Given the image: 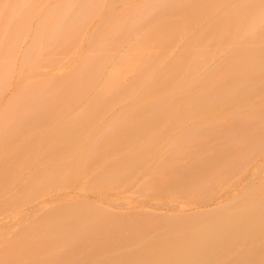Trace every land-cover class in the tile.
Segmentation results:
<instances>
[{
	"label": "bare ground",
	"instance_id": "1",
	"mask_svg": "<svg viewBox=\"0 0 264 264\" xmlns=\"http://www.w3.org/2000/svg\"><path fill=\"white\" fill-rule=\"evenodd\" d=\"M2 5L0 112L4 111V115L0 116V149L4 158L0 160V180L10 174L12 147L13 150L22 148L19 159L26 164L50 163L49 160L53 159L50 156L46 155L45 160L43 155L44 158H36L37 151L65 149L63 146L70 145L75 134L74 141H78V137L82 141L91 138L90 145L97 141L91 147L93 153L98 144L105 147L103 144L108 146L111 140L110 144L115 145L117 140L118 146H113L112 152L115 148L118 151L117 147H139L140 152L134 149L137 155L147 156L149 151L145 153L144 148L147 150L148 146L157 143L156 147L169 134V126H184L201 113L213 114L215 122L219 119L217 124L230 122L228 125L234 123L237 128L244 116L234 114V110L242 109L248 111L244 114L247 118L249 115L261 118V121L253 120L259 125L263 123L260 131L264 130V0H3ZM45 62L53 64L46 68ZM54 63L58 65L49 68ZM79 108L86 112L78 116L58 114L61 109L69 112V109ZM256 109L257 116L256 112L252 113ZM97 110H118L123 117L119 116L112 123H115L114 127L108 125L106 127L110 128H104L106 137H95L96 141H93L92 134L98 131L95 127L98 123L91 117L104 118L91 116ZM11 111H21L22 114L15 116ZM159 112H168V116L159 117L156 115ZM217 115H221L220 118H216ZM235 115L241 118L237 120ZM197 116L199 120L201 116ZM225 117L232 119L223 121ZM132 119L136 121L133 125L136 124L134 128L137 130L130 128ZM164 119H170L169 126L159 122ZM55 120L57 126L54 123V127L51 123ZM198 120L196 123L201 125ZM234 120L237 121L232 122ZM244 120L248 123V119ZM89 123L95 127V132ZM153 126L163 129L159 131ZM113 128H117L115 132ZM84 131L90 136H83ZM195 131L191 130L189 134L186 131L182 142L195 139L199 135ZM150 132L156 136L149 134L151 137L145 138V146H134L140 141L139 135ZM235 132L230 136L226 131L222 132L229 136L228 141L222 139L221 133L220 141L215 139L217 148L213 147L219 161L222 162L227 151L232 149L240 151L237 154L243 164L263 146L261 138L259 141L257 138L264 134L253 137L256 144L255 139L249 142L248 135H243L247 136L244 138L239 136L241 132ZM178 142L182 144L181 140ZM246 143L250 144L248 147L253 149L252 152ZM29 144L31 149H26ZM22 145L28 146L23 148ZM244 147L248 153L244 154ZM107 150L111 151L108 147ZM72 153L77 152H66L67 158H71ZM135 154L132 151L130 156H137ZM121 155L118 157L125 156ZM73 159H68L72 166L76 161ZM58 166L62 169L51 168V171L46 168L47 171L44 166L42 174L35 176L36 183L40 186H46L45 182L58 184L68 171L71 177L72 166L69 169L65 165V168ZM106 173L101 177L102 183H113L118 178L125 183L129 181L128 176H121L116 170ZM177 174L175 183L190 180L186 181L190 177L186 173L180 171ZM256 179L223 199L219 197L221 200L203 203L190 210L178 207L177 212L176 207L169 210L170 213H163L156 208L155 213L151 212L158 218L144 210L143 214L149 218L146 221L151 215L153 221L157 218V224L161 221L159 224L168 227L167 234L161 233L160 227L153 228V231L150 228L147 232L143 226L150 222L144 224L146 216L140 212L141 215L137 213V216L132 210L134 215L128 212L131 216L121 213L127 220L125 222L117 217L120 213L115 220L114 212L109 215L97 213L99 211L92 212L89 207L81 215L56 212L54 219V216H46L40 222L34 220L23 227L19 239L14 237L18 234L15 224L0 223V264H264V168L257 173ZM32 193L34 187H26L20 201ZM1 196L0 207L7 208L12 204L11 201L4 202L6 197ZM58 199H53V203L57 204ZM135 217L143 219L139 218V223ZM157 224L152 227H158ZM124 230L130 231L131 237H127L130 246L128 242L124 243L127 241ZM32 236H37L38 240H30Z\"/></svg>",
	"mask_w": 264,
	"mask_h": 264
},
{
	"label": "rangeland",
	"instance_id": "2",
	"mask_svg": "<svg viewBox=\"0 0 264 264\" xmlns=\"http://www.w3.org/2000/svg\"><path fill=\"white\" fill-rule=\"evenodd\" d=\"M2 4H3V0H0V5L3 6ZM6 13L7 12H5V14ZM62 62L63 61L61 60L60 63H62ZM56 63H58V62H56ZM46 64L47 63L45 62V65ZM48 64H47L46 68H48V66L52 65L53 63H50L49 65ZM43 65L44 64H42V66ZM56 65H58V64L50 66L49 68L53 69L52 67H56ZM60 65H62V64H60ZM44 66H43V68H44ZM262 103L263 102L261 101V104ZM256 105H259V103H257ZM255 108H257V107L255 106ZM82 109H80V110L69 109V112L64 110V109H61V110H58V114H62V116H65L64 114H67V115L72 114L70 116L83 115L86 112V110H82ZM257 109L259 111H261L260 108H257ZM257 109L252 112L253 115H254V112H256L255 113L256 116H257V113L259 114V112H257L258 111ZM236 110H234L235 111L234 114H236L238 116L240 114H242L244 116L243 121H241L242 125L240 123L237 124L238 125L237 128L234 125V123L231 125H228V124H230L229 121H228L229 122L228 124L224 123V122L217 124L219 119L217 122H215L216 121L215 116H212L213 114H207V113L197 114V115H200L201 117H203L202 120H204V121L200 120L201 117L199 119L202 122L201 125L196 123V121L198 120V117H199L196 114L195 115L197 116V118L194 115L195 116L194 120L192 119V120H190V122L188 121V123L185 122L186 124L184 126H183V124H180V126H177V128H171L169 126V123H167V122H169L170 119H166V121H165V119L162 121H159L160 123H162V122L163 123L165 122L164 124L167 123L169 126V131L171 133L170 132H168L169 134L166 133L167 135L165 134L166 136H164L161 141L157 140L160 142H158V145L156 147H155V144H157V143L154 142L155 144L153 143L154 145L148 146L147 150H145L146 148H144L145 153H148V151H149L147 156H144L142 154L137 155V153H136L137 150L135 151L134 149L137 148L139 152L141 149L139 147L133 148L132 146H131L132 148H130V146H128V147L125 146L127 149L125 147L123 149H121L122 147L121 148L117 147L118 151L120 150V152L116 151V148L114 149V152H112L113 146L115 147L118 144L117 140L115 141V143H116L115 145L110 144L112 142L111 140H110L111 142L110 141L108 142V146L106 143L103 144L104 146L106 145L105 147H101L102 143L100 144L101 146H99V144H98L99 147L95 145L97 148L95 147L94 149L95 150L97 149V151H94V153L92 152L93 149L91 147L94 143L97 142L95 137H99V136H102V137L105 136L106 137L104 128L108 129L110 127L111 128L114 127L115 123L114 124H112V123L114 121H116L119 116L123 117L122 113L117 112L118 110H114L116 112H114L113 110H107V111H102V110L98 111L97 110L91 114V116L93 115V117L94 116L104 117L103 119H100V118L96 119L95 117L94 118L91 117V119H93V121L96 122V124L98 123L95 126V127H97L98 131L96 133H94V135L92 134V137L95 138L92 140L93 141L95 140L96 142H93L92 145H90V143L92 141L89 143V139H91L89 137H88L89 138L88 140L84 139L83 140L84 142L82 140H80L79 137H78V141H74V140H76L75 139L76 134H75L73 141L71 140L72 143L70 142L71 144L67 143L70 145L63 146V148H65V149H62L60 147L61 149L59 148V150H56V148H55V150L54 149L53 150H43L42 152L39 149L37 151V153L39 152L38 156H37V153L35 154L36 158H38V157L42 158L43 156H45V158L43 157L45 160L46 155L50 156L51 158H53L52 159L53 161L49 160L50 163H48V161H47V163H46V161H44L45 163L43 162V164H39L38 163L39 161L36 160L38 162H36V163L33 162L30 164L27 162V164H26L23 161H21V159H19V158H21V154L19 152L22 151V150H20L22 148H20V149L17 148L18 149L17 150V149H15L16 146H14L15 150H13L12 149L13 147L11 145L10 148L11 147L12 148L10 149V155L13 158L10 161L11 171H10V174H8V176L7 175L5 177L3 176L4 179L1 178V180H0L1 181L0 184L3 183L2 185H0V189L2 187H5L4 189H1L3 192H1V190H0V196L3 193L2 195H4L7 198L6 199L4 196L3 197L1 196V198H5L4 202L7 203V202L11 201L12 204L10 203V206H8L7 208H5L6 206L4 208L0 207V223L1 224L2 223L3 224L4 223L5 224L11 223V226L13 224H15L16 225L15 226L16 227L15 232H17L18 234H17V236H14V237H16V239H19L20 236L22 235L23 227L27 226L30 222H32L34 220L40 222L46 216H50L51 218L54 216L53 217V219H54V218H56L55 217L56 212H59V213L60 212H66V213H69L70 215H72V214L77 215V214L82 213L84 210H87L89 207V209H91L92 212L93 211L94 212L99 211L97 213L103 212V213L108 214V215L113 214V212H114L113 215L115 218L120 213V216H122V218L120 216H117V217L125 221V219H123L124 218L123 214H121L124 212L127 214L126 215L124 213L126 216H131V215H129V213H132V212H135L134 214H136V216H137V213H139V212L142 213V215L146 216L145 214H143V212H145V211H146V213L150 212L152 215L156 216L155 214H153L151 212L154 209L156 210V208L160 209L163 213L164 212L170 213V211H172V209L176 208V207H177L175 209L176 211L178 210V207H179V209L181 208L182 210L183 209L184 210L185 209L190 210V209H192L198 205H202L203 203L204 204L205 203H211V202L213 203L214 200H221L226 195L230 194V192H233L234 190L245 187L250 182L254 181L257 177V173H260V171L264 168V135H262V137H258V138L256 137L257 140L261 138L260 140L263 142L262 143L263 146H260V149L257 152H255V154L252 153L250 155V156H252L254 154L253 158H249L246 162L244 161L243 164H240L238 154H237L240 151H238V150H237L238 152H235V151H232V149L230 151H227L226 149H224L227 151V153H226L227 157L222 162H221V160L220 161L218 160L219 158H216V157H218V155H216V152H215V148H217L215 139L219 140L220 137H222V135H223L222 139L227 140V138H229L230 134H232L235 130L238 133L241 132L240 133L241 135H239L241 137L246 138L247 136H243V135H248V138L250 139L248 141L250 142V141H252L253 137L257 136L258 134H259L258 136H260V134H264V130L260 131L263 128L261 126V124H263V123L260 122L261 123L260 125H259V123L257 124V122L261 118L258 119L257 117L254 118L252 116L254 119L257 118L256 120H258L255 123V121L253 120V118H251L250 115H249L250 117L248 116V118L245 117L247 115H244V114L245 113L247 114L248 111L243 112L242 109H238L242 112L240 113V111H239V113H236ZM243 110H245V109H243ZM3 112L4 111L0 112V116L4 115ZM11 112L14 115L15 114L16 115L22 114L21 111H20L21 113L17 112V111H11ZM166 113H168V112H165V114H164V112H162V113L159 112L156 115H158L159 117L160 116L164 117L165 115H167ZM221 114H222V112H221ZM234 114H232V115H234ZM250 114H251V112H250ZM262 114H264V113H262ZM214 115H216V114H214ZM223 115H224V113H223ZM223 115H222V117H224ZM229 115H230V113H229ZM232 115L229 117H232ZM236 115H235V117L238 118ZM169 116H170V113H169ZM220 116L221 115H217L216 118L217 117L220 118ZM225 116L227 117L226 114H225ZM226 117L224 118L225 120L221 119L220 122L222 120L227 121V119L228 120L230 119L229 117L228 118H226ZM239 118H241V117H239ZM239 118L237 120H239ZM245 118L248 119L247 120L248 123L245 122L246 121V120H244ZM83 119H85V118H83ZM250 119H252V121H254V122H252ZM159 120H161V119H159ZM237 120H234L232 122H235ZM240 120H242V119H240ZM79 121H77V122H79ZM84 121H86V120H84ZM87 121H88V119H87ZM93 121L90 123L93 124ZM205 121H207V122L205 123ZM56 122H57V120H55V122L53 121L51 124H54ZM130 122L132 123L131 125L129 124L130 128H132V130H137L136 128H134V127H136L135 126L136 124L133 125V122L136 123V121H134L132 119V121H129V123ZM251 122H252V125H251ZM60 123H61V121H60ZM66 123L67 122H65L64 124H66ZM120 123H118V124H120ZM122 123H123V121H122ZM254 123H255V125H254ZM111 124H112V126H111ZM156 124H157V122H156ZM108 125H110V127H106ZM53 126L55 127V124ZM56 126H57V123H56ZM258 126H260V128H258ZM59 127H60V125H59ZM83 127H84V125H83ZM87 127H88V125H87ZM91 127H93L91 130H93L95 132L96 131L94 129L95 127L93 125H91ZM91 127H89V128H91ZM153 127H154V129L160 131L161 130L160 128H162L163 125H162V127L160 126V128H157L159 126H157V127L153 126ZM249 127H250V129H249ZM46 128H48V125L46 126ZM89 128L87 130H89ZM130 128H127L128 131H132V130H129ZM137 128H139L138 125H137ZM148 128H150V126ZM163 128H165V127H163ZM227 128H229V130ZM230 128H232V129L230 130ZM254 128H255V130H254ZM257 128L260 132L256 130ZM84 129H85V127H84ZM114 129H117V128H113L112 130H114ZM118 129L120 130V128H118ZM127 129H124V130H127ZM146 129H147V127H146ZM77 130H79V129H77ZM112 130L109 129V131H112ZM119 130H117V131H119ZM121 130H122V128H121ZM191 130L198 131L199 135L195 139H193L191 141H189L187 139V142L183 143L182 138H184V136H185L183 134L186 131H187V134H189L191 132ZM227 130H228V132H227ZM232 130H233V132H232ZM109 131H108V133L106 132L108 135H109ZM225 131H226V134H228L229 136L224 135L225 133L224 134L222 133ZM249 131H250V133H249ZM255 131H257L256 135H255ZM113 132H115V130ZM84 133H85V131H84ZM86 133H85V135L83 133H81V134H83V136H86ZM91 133H92V131H91ZM113 134L111 133L112 136H113ZM149 134L153 136L156 133L150 132V133L145 134V135H139L140 141H136L135 142L136 144L133 143V144H135L134 146L144 145L146 142L145 138L147 140V137L148 138L151 137V136H149ZM117 135H114V136L117 137ZM194 135H196V134H194ZM83 136L81 135L82 139H83ZM87 136H90V134H87ZM190 136L192 137V134ZM250 136H252V138ZM108 137H110L109 139L113 138L111 136H108ZM133 137H135V136H133ZM136 137H137V135H136ZM206 138H207V140H206ZM99 139H101V137ZM99 139L97 138V140H99ZM105 139L106 138H104V140ZM109 139H106V140H109ZM185 139H186V137H185ZM104 140H102V141L104 142ZM151 140L152 139H148V141H151ZM179 140H181L182 144L178 142ZM257 140L253 141V142H255L257 144ZM68 141H70V139ZM134 141H135V139H134ZM261 141H260V143H261ZM105 142H107V141H105ZM132 142H131V144H132ZM222 143H226V141H223ZM177 144H178V146H177ZM179 144H181V145L179 146ZM227 144L228 143H226V145ZM31 145H32V143H31ZM248 145H250V144H248ZM248 145L246 143L247 147H248ZM22 146H23V148H26L28 145H22ZM119 146H121V145H119ZM153 146L155 148L158 147V149L156 150ZM220 146H219V148H220ZM107 147L110 148V150H111L110 152L107 150ZM28 148L31 149L30 144H29V147H27L26 149H28ZM43 148H45V147H43ZM43 148L41 147V149H43ZM129 148L131 150H129ZM222 148H223V146H222ZM224 148H225V145H224ZM244 148H245V152L244 151H241V152H244V154L248 153V152H246V151H248V150H246V147H244ZM249 148H250V146L248 147V149ZM252 148H255V146ZM1 150L2 149H0V154L3 153ZM249 150H250V152L253 151V149H251V148ZM256 150H257V148H256ZM71 151L77 152L74 154L72 153L73 155L76 156V158H75L76 161H74L73 166L69 164L70 160L68 161V159H73L72 158L73 155L71 156V158H69V157L67 158V155H66V152L70 153ZM132 151L134 152V154L136 153L135 155H137V156H133V155L130 156V154H132ZM153 151H155V152H153ZM144 152H143V154H145ZM85 154L88 155V157H86ZM121 154L122 155L124 154L125 156L124 157H118V155H121ZM128 154H129V156H127ZM80 155L82 157L81 159L79 158ZM3 156L4 155L1 154L0 160H2V158H4ZM32 157L34 159L35 156H32ZM50 157H48V158H50ZM83 157H84V159H83ZM48 158H47V160H48ZM55 158H58V159H56L54 161ZM138 158H140L141 160H139ZM29 159L32 162L31 157H29ZM75 159H73V160H75ZM200 160H202V161H200ZM210 161H211V163H208ZM203 163H204V165L208 163V165L204 166ZM47 165H49V166L46 167ZM58 165H63V167L65 165V167H67V168L72 166V167H70V170H72V174L70 175L71 177H69L70 171H68L67 176H65L67 179L63 176L65 180L63 179L62 182L61 181H59V183L56 182L58 184H55V185H53L54 183H51V182L49 183V185L52 184L53 186H49L48 183L46 184V182H45L46 186H40L36 183L37 178H35V176L38 173H40V175L42 174L41 171L43 170L44 166H45V169L46 168H50V169L52 168L54 170L62 169V166H61V168H58V167H60ZM55 167H57V168H55ZM234 168L236 169L235 171H234ZM52 169H51V171H52ZM113 170L118 171L121 176L122 175L128 176L126 178L129 181L127 180L128 182L125 183L123 180H120L118 178V179L114 180L113 183H104V182L102 183V179H101L102 175L108 171H113ZM47 171H49V170H47ZM47 171H44L43 173L46 174ZM180 171L182 172V174L186 173L188 176H190V177H188V179H186V181H187L190 178V180L188 182H184L182 184L179 183L178 181H177L178 183L174 182L176 179H178L177 173H179ZM57 173L59 174V171ZM57 173L55 172V174H57ZM63 173H64V171H63ZM60 175H62V173ZM103 176H105V175H103ZM173 177H176V178L174 179ZM5 179H7L6 182H5ZM182 181H180V182H182ZM53 182H55V181H53ZM183 185H186V187H183ZM11 186H12V189L9 188ZM47 186L49 188H47ZM26 187H34V193H32L31 196H28L24 201H20L21 198L24 196V192H25ZM180 187H182V188H180ZM8 189L10 192L8 191ZM12 190H14V191L11 192ZM58 197H62L61 200H60V198L58 199ZM55 198L58 199L57 204L53 203V201H52ZM1 202H3V199H2V201H0V203ZM142 209H143V211H142ZM131 210H132V212H131ZM137 210H138V212H136ZM176 211L174 213H176ZM153 212L155 213V211H153ZM134 214L132 213V215H134ZM139 214H138V216H139ZM152 215H151L150 220L146 221L148 218L147 216L144 220L145 221L144 224L146 222L147 223L150 222L151 224L146 223L147 225L143 226L141 224V226H143L146 231L150 228H152V231H153V228L159 229V227H160V229L162 231V232L161 231L160 232L161 233L164 232L165 234H167L168 232H165V231L168 229V227L164 226L162 224H159V222L161 223V221H158V224H159L158 225L156 223L158 217L157 216H156L157 218L154 217V219L156 218L155 219L156 221L155 220L153 221ZM126 216H125V218L127 219ZM132 218H134V217H132ZM136 218L137 217H135V220H138L139 218L143 219L142 217H139L137 219ZM115 220H117V218ZM138 221H134V222L138 223ZM139 223H140V221H139ZM155 224H157L158 227L157 226L152 227ZM138 225L140 226V224H138ZM125 229H126V227H125ZM141 229H143V228H141ZM128 230H130V229H128ZM128 230L127 231L124 230V231H126V233H125L127 235L126 238L131 237L128 233L131 230L130 231H128ZM152 231L150 230V232H152ZM151 234H150V238H152ZM145 236H146V234H145ZM148 237H149V235H148ZM128 238L126 239L127 241H125L124 243L128 242V245L130 246V244H129L130 241ZM34 239L38 240L37 236H34V237L32 236L30 240H34ZM82 251H84V250H82ZM78 252H79V250H78ZM84 252L86 254L87 250H85ZM124 253H127V252L124 251Z\"/></svg>",
	"mask_w": 264,
	"mask_h": 264
}]
</instances>
